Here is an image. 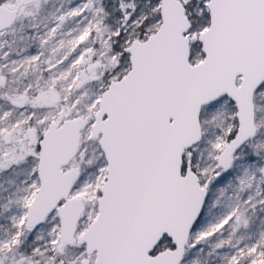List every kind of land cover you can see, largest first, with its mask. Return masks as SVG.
<instances>
[{
  "label": "snow or ice",
  "instance_id": "1",
  "mask_svg": "<svg viewBox=\"0 0 264 264\" xmlns=\"http://www.w3.org/2000/svg\"><path fill=\"white\" fill-rule=\"evenodd\" d=\"M0 264H264V0H0Z\"/></svg>",
  "mask_w": 264,
  "mask_h": 264
}]
</instances>
